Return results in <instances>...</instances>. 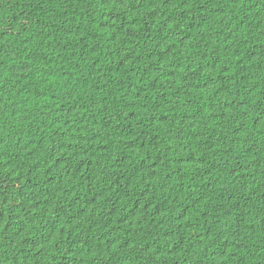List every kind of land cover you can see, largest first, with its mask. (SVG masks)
I'll return each mask as SVG.
<instances>
[{
    "label": "trees",
    "instance_id": "obj_1",
    "mask_svg": "<svg viewBox=\"0 0 264 264\" xmlns=\"http://www.w3.org/2000/svg\"><path fill=\"white\" fill-rule=\"evenodd\" d=\"M0 264H264V0H0Z\"/></svg>",
    "mask_w": 264,
    "mask_h": 264
}]
</instances>
